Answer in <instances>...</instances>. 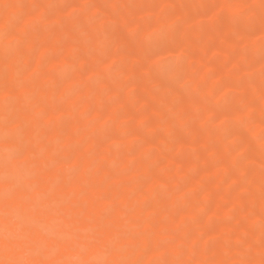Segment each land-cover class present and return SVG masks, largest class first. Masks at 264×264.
<instances>
[{"label":"rangeland","instance_id":"1","mask_svg":"<svg viewBox=\"0 0 264 264\" xmlns=\"http://www.w3.org/2000/svg\"><path fill=\"white\" fill-rule=\"evenodd\" d=\"M6 1L0 0V20L5 19L9 23L0 25L2 28H0V39L2 38L5 44H10L0 57V102L10 92L11 97L8 93L10 98L7 102L11 103L12 98L14 104L11 103L13 109H9L10 111L7 112L9 114L6 113L0 119L5 123H0L2 125L0 132L5 130L2 133L7 131V135L12 134L17 125L22 129L23 120H26L27 114L33 108L38 107L39 111L45 108L40 115L37 114V118L34 119L36 122L33 121L35 124L33 122L25 124L23 131H26L28 137L18 138L22 150L26 147L25 153L33 141V137H29L33 133L37 134V138L40 137L38 134L42 135L41 146L38 144L41 138L35 144L43 148L48 146L46 149H40L36 145L35 148L39 151L43 150L41 154L37 152L40 157L32 154L28 159L25 156L27 153H23V156L22 150H19L21 155L17 151L18 154L11 156L6 164L13 165V160L20 162L21 169L18 173L27 172L25 169L22 171L24 164L32 166L36 174L38 169L40 170L38 172L40 175L34 176L38 183H34L36 186L22 184L18 188L28 195L29 199L35 197L36 192L32 189L34 187L38 189L39 185L44 183L47 174L45 171L47 166L42 165V168L41 161L45 160L44 162L48 163L51 160L55 167L52 165L53 171L51 168L47 171L54 173L58 168L62 178L66 171L64 169L62 173L63 168H67L66 174L74 172L70 173L72 176L69 177L65 174L69 180L67 183L69 194L71 191L70 198L68 196L65 198L66 193H64V198L59 199L62 201L68 198L66 200L68 203L64 201L65 206L75 200V203L79 201L78 204H72L76 206L83 200L81 205H86L88 208L91 199L86 197L89 194L92 198L95 196L96 202L113 197V203L109 200L111 202L109 205L112 204L115 208L107 204L110 210L105 212L103 208L107 209V207L100 206L101 210H104L103 216L106 214L100 227L109 229L115 225L113 221L116 219V226L117 222L124 223L123 227L120 224L118 227L125 233L131 231V223L128 220L140 205L137 202L138 194L147 189L149 193L147 201L144 202L146 204L143 203L145 221L142 229L146 228L145 236L148 240L145 245H139L134 251L133 256L137 260L146 263L148 256H145V247L148 250L152 241L154 239L157 241L159 229L163 228L165 231L158 236V243L165 251L161 250L159 253H164L160 254V257H153L150 264H187L192 260L190 258H197L194 264H252L258 257L261 260L258 264H264V0H21L20 8L18 5H16L18 8H15L13 0L10 2L8 0V4ZM33 2L35 6L45 3L44 8L40 10L37 6V8L33 6L34 9H30ZM29 16L32 17L31 21L27 19L30 18ZM158 19L160 23L162 22L160 26L155 25V20ZM24 21L27 23L24 24ZM137 28L140 31H137ZM47 33L52 34L50 39L55 42L49 39L47 48L44 47L45 50L43 48V53L46 49H50V52L47 51V56L43 55L44 59L46 57L43 64L40 63L43 58L37 63L35 60L43 51L39 48L38 41L41 42L42 36ZM60 33L66 34L65 37L59 35ZM73 33L80 34L79 38L76 36L74 39L79 40L74 42L71 39V48H66L67 41H70L68 38H71ZM87 35L90 38H87L88 40L85 38ZM35 38L37 41L34 42ZM96 41L100 44L102 42L104 46H98L99 43L96 45ZM74 44L77 47L74 48ZM90 45L94 51L96 47L101 48L97 49V53L90 48ZM34 53L37 56L35 55L33 59ZM31 59L34 61L32 62ZM19 63L21 67H27L28 64V67L32 68L27 69L29 71L25 70L22 75L17 73L19 71L15 74L13 69L16 66L18 68ZM86 64L89 66L86 67ZM38 65H41V68ZM58 68L61 72H65L63 73L65 76L60 74V82L56 79L58 84L49 83L50 74H54L53 71ZM201 73L206 80H201ZM43 83L46 92L43 91ZM51 84L53 86H50ZM34 88L37 90H33L35 98L32 93ZM67 89L73 94L70 95ZM25 90L32 93L33 99L26 98L29 93ZM44 93L46 96L42 97ZM250 95L253 96V100L247 105ZM93 97L95 99H92ZM43 98L46 100L43 101L45 105L42 106L40 103ZM35 99L37 101L39 99L38 103H40L34 104L32 109L29 108L31 106L29 102L32 103L33 100L36 102ZM65 109L68 114L63 113ZM93 114L100 119L98 118V125L96 123L92 128L88 127L89 130L91 129L90 132L83 128V119H90ZM161 116L166 121L159 122ZM21 117L22 122H20ZM61 120L63 124H60ZM63 125L66 126L65 129ZM74 127L79 132L78 135L72 131L70 134L69 130ZM57 131L61 137L60 135L55 137L53 133ZM162 133L165 134V138H162L164 144L158 142L154 144ZM26 138L31 140L27 139L24 142ZM50 141L53 144L57 143V146L61 145L64 150L59 146L53 149ZM65 144L68 146L66 147ZM50 148L52 154L51 151L49 152ZM34 150L33 153L36 152ZM79 152L81 154L83 152V157L76 155L80 154ZM119 152V155L125 157L124 164L123 160L122 163L117 161L118 167L113 163L115 167L111 168L115 170L112 171L105 165L112 156L119 157L117 155ZM87 154L91 160L93 159V163ZM78 156L85 158H80L81 160L78 161ZM35 160L40 163H34ZM82 160L87 164L91 163L90 165L96 164L90 167L91 181L85 183L90 191H86L84 186L83 195L77 197L73 180L85 164ZM75 164L80 168L74 167ZM44 172L46 174L43 175ZM22 173L19 175L22 176ZM99 178L101 181H98ZM130 180L132 181L129 183ZM92 181L97 185L95 186ZM99 184L102 187H98ZM24 185L29 187L28 191L23 187ZM212 187L216 191L213 192ZM101 195H106V198L100 197ZM170 199L172 201L176 199V207H178L174 208L176 211H169L166 207L161 211V205L163 204V207L169 205ZM50 209L47 210L51 214ZM258 210H262L263 215L257 218L254 214ZM32 211V208H26V213ZM189 211H192V216L185 218V214ZM223 211L227 215L226 218V215L224 217L221 215ZM181 220H184V223ZM50 223L42 225L44 232L41 230L39 232L52 235ZM175 223L185 226V231H175L177 226ZM59 224L62 222L60 221ZM39 227L41 229V224ZM19 232L18 230L15 233ZM81 241L66 245L65 250L72 249V253H75L74 250L81 251L82 245L88 240L84 238ZM122 244L125 243L115 246L117 249L108 246L107 252L111 254L116 250L126 255V244L121 246ZM172 247L175 248L174 251H170ZM24 257L26 260L30 259V252L26 251ZM69 260L74 262L72 258Z\"/></svg>","mask_w":264,"mask_h":264},{"label":"bare ground","instance_id":"2","mask_svg":"<svg viewBox=\"0 0 264 264\" xmlns=\"http://www.w3.org/2000/svg\"><path fill=\"white\" fill-rule=\"evenodd\" d=\"M6 0H4V2H5ZM8 1V0H7ZM7 1H6V4H8L7 3ZM32 1H34V0H32ZM3 2V3H4ZM8 2H10V0L8 1ZM13 3H14V5H15V8H20L21 6H19V4H21V0H13ZM23 3V2H22ZM27 3V2H26ZM258 3V2H257ZM5 4V3H4ZM44 4L45 3H41L40 5H38L37 6V4H36V6L38 7V8H40V10H41V8H44ZM16 5H18V7L16 6ZM22 5V4H21ZM25 5H28V4H25ZM24 5V7L26 8V6ZM239 5V4H238ZM31 7H30V9L31 8H33L34 9V7H36L35 5H34V2H33V4L32 5H30ZM34 6V7H33ZM36 7V8H37ZM12 8H14V7H12ZM35 8V9H36ZM30 17V16H29ZM27 19H28V21L30 20L31 21V19H32V17H30V18H28L27 17ZM35 19V18H34ZM33 19V20H34ZM8 20H5V19H1L0 20V25L1 24H3V23H5V25H7L8 23H9V21L7 22ZM148 21V20H147ZM151 21V20H150ZM26 21H24V24H26L25 23ZM56 22V21H55ZM162 23V22H161ZM160 22H159V19L158 20H155V25L156 26H160V24H161ZM89 25V24H88ZM171 25V24H170ZM155 26V27H156ZM138 27V26H137ZM140 27V26H139ZM150 27V26H149ZM166 27V26H165ZM1 28V27H0ZM96 28V27H95ZM136 28V27H135ZM2 29V28H1ZM84 29V28H83ZM82 29V30H83ZM147 29H149L148 27H147ZM159 29H160V27H159ZM55 30V29H54ZM65 30V29H64ZM67 30V29H66ZM137 31H140L138 28L136 29ZM135 29H134V31H136ZM69 31V30H68ZM78 31V30H77ZM84 31H85V29H84ZM95 31H98V30H96L95 29ZM50 32H51V30H50ZM55 31H53V33H54ZM80 32V31H79ZM86 32V31H85ZM84 32V33H85ZM44 33V32H43ZM67 33V32H66ZM81 33V32H80ZM87 33V32H86ZM58 34V33H57ZM72 34V33H71ZM56 35V34H55ZM59 35H61V33L59 34ZM64 35H66V34H64V33H62V37L64 38L65 36ZM78 35H80L79 33L77 34H75V33H73V36H71V38H68V40L70 39V41H67V44H66V48H71V39L72 40H74L75 39V37L77 36L78 38H79V36ZM91 36V35H90ZM43 37V39L41 40V42H39L38 41V43H40V47H39V44L38 43H36V44H38V47L39 48H41L42 50H43V48L44 47H46V45H47V43L49 42V39H50V37H52V34L51 33H47V34H45L44 36H42ZM61 37V38H62ZM89 36L87 35V37H85L86 39L88 38ZM38 38H41V37H38ZM57 38V37H56ZM60 38V39H61ZM67 38V37H66ZM81 38V37H80ZM83 38V37H82ZM92 38V37H91ZM36 39V38H35ZM34 39V42L35 41H37V39L35 40ZM88 39H90V38H88ZM87 39V40H88ZM100 39V41H102L101 40V38H99ZM99 39H97V40H99ZM51 40V39H50ZM57 40V39H56ZM77 41L79 40V39H76ZM76 40H74V42L76 41ZM53 40H51V42H52ZM90 41V40H89ZM33 42V43H34ZM53 42H55V41H53ZM103 42V41H102ZM102 42H101V44H100V42H97L96 41V45H97V43H99L98 44V46L100 45H102ZM7 43V42H6ZM84 43H85V40H84ZM86 43H88L87 41H86ZM93 43V42H92ZM92 43H90V44H92ZM8 44H10V43H7V44H5L3 41H2V38L0 39V57H1V55L5 52V49H7L8 48ZM35 44V45H36ZM55 46V45H54ZM88 46V45H87ZM104 45H102V47H103ZM219 46V45H218ZM56 47V46H55ZM64 48H65V46H63ZM75 47H77V46H75V44H74V48ZM183 47V46H182ZM205 47V46H204ZM209 47V46H208ZM47 48V47H46ZM49 48V47H48ZM73 48V47H72ZM74 48H73V50H74ZM90 48H91V45H90ZM101 48V47H100ZM99 48V49H100ZM218 48V47H217ZM255 48H256V45H255ZM92 49V48H91ZM90 49V50H91ZM95 49V48H94ZM98 47H96V49H95V51H97V53H98ZM44 50H45V48H44ZM44 50L43 51H41V53H40V51H39V53H40V55L38 56V58H36V60H35V62H37L38 63V61L40 60V59H44V57H43V55H45V56H47V54H48V52H50L49 50L50 49H46V54L45 53H43L44 52ZM67 50V49H66ZM89 50V49H88ZM87 50V51H88ZM93 50V49H92ZM209 50V49H208ZM217 50V49H216ZM219 50V49H218ZM70 51H71V49H70ZM94 51V50H93ZM94 51V52H95ZM193 51V50H192ZM64 52V51H63ZM62 52V53H63ZM71 52H73V51H71ZM206 52V51H205ZM208 52V51H207ZM68 53V52H67ZM69 54H71L70 52H69ZM96 54V53H95ZM194 54V53H193ZM36 54L34 53V54H32V57H33V59L37 56H35ZM61 55H63V54H61ZM66 55V54H65ZM143 55V54H142ZM194 56V55H193ZM88 57V56H87ZM91 57V56H90ZM64 58V57H63ZM66 58V57H65ZM67 58H69L68 56H67ZM33 59H31L32 60V62L34 61ZM38 59V60H37ZM45 59H46V57H45ZM45 59L44 60H42L40 63L41 64H43L42 62L43 61H45ZM86 59V58H85ZM18 62H19V60H17ZM15 62H16V59H15ZM58 62V61H57ZM29 63V62H28ZM65 63V62H64ZM96 63V62H95ZM193 62H191V64H192ZM27 64V63H26ZM30 65L32 64V63H29ZM56 64V63H55ZM94 64V63H93ZM97 64V63H96ZM106 64L107 63H105V66H106ZM14 65V63L12 64V66ZM19 65H21L20 63L18 64V66ZM22 65L23 66H25V64H23L22 63ZM33 65V64H32ZM52 65V64H51ZM65 65V64H64ZM87 65L88 64H86V67H87ZM95 65V64H94ZM103 65V64H102ZM40 66V68H41V65H38V67ZM63 66V65H62ZM89 66V65H88ZM11 67V66H10ZM21 66H19L18 68H17V66L13 69L14 70V73L16 74V71H19V72H17V73H19V74H24V72H25V70H27V69H30V68H32L31 66H29L28 67V64H27V67L25 66V67H21ZM51 67V66H50ZM52 67H54V66H52ZM55 67H56V65H55ZM17 68V69H16ZM20 68V69H19ZM36 68V67H35ZM61 68V67H60ZM60 68H58L56 71H53V73L54 74H50V76H49V83H52V82H54V85H55V83H57L58 84V81H56V79L58 80L59 79V82H60V74H62L63 76H65V74H63V73H65L64 71H60L59 69ZM85 68V67H84ZM12 69V68H11ZM54 69V68H53ZM107 69H108V67H107ZM107 69L105 70V71H107ZM41 70V69H40ZM39 70V71H40ZM62 70V69H61ZM87 69H85V71H86ZM27 71H29V70H27ZM35 71H37V70H35ZM49 71V70H48ZM84 71V72H85ZM94 71V70H93ZM141 71V70H140ZM221 71V70H220ZM0 74H1V72H0ZM6 74V72H4V76H6L5 75ZM11 74V73H10ZM15 74H13V75H15ZM87 74V73H86ZM3 75V74H2ZM61 75V76H62ZM62 76V77H63ZM203 74L201 73V75H200V78H201V80H203V79H205V78H203ZM61 77V78H62ZM48 80V79H47ZM206 80V79H205ZM56 81V82H55ZM142 81V80H141ZM33 82V81H32ZM37 83V82H36ZM48 83V84H49ZM82 83V82H81ZM53 84V83H52ZM50 85V86H53V85ZM206 84V83H205ZM29 85V84H28ZM34 85V84H33ZM145 85V84H144ZM35 86H37V85H35ZM39 86V85H38ZM43 91H44V89H45V86H44V83H43ZM31 87V86H30ZM72 87V86H71ZM107 87V86H106ZM12 88V87H11ZM35 88H37V87H35ZM35 88L34 89H32V91L34 90V91H37V90H35ZM102 88V87H101ZM133 88V87H132ZM8 89V88H7ZM23 89V88H22ZM71 89V88H70ZM104 89V88H103ZM105 89H107V88H105ZM112 89V88H111ZM128 89V88H127ZM4 90V89H3ZM11 90V89H10ZM20 90V89H19ZM31 90V89H30ZM68 90V89H67ZM73 89H71V91H72ZM108 90V89H107ZM204 90V89H203ZM6 91V90H5ZM12 91H14V90H12ZM16 91H17V88H16ZM23 91V90H22ZM26 91V90H25ZM34 91L32 92L33 94H34ZM80 91V90H79ZM82 91V90H81ZM86 91V90H85ZM89 91V90H88ZM30 91H26V93H29ZM44 92H46V90L44 91ZM68 93H70V95H71V93L73 92H70V90H68L67 91ZM93 92V91H92ZM251 92H252V90H251ZM6 93V92H5ZM9 93V95H10V97H11V94H10V92H8ZM8 93H7V98L5 97V99L4 100H2L1 99V102H0V119L3 117V116H5L6 115V113L8 112V111H10L9 109L11 108V103H13L14 104V102H12L13 101V99L11 98V103L10 102H7V101H9V100H7L8 98H10L9 97V95H8ZM18 94H19V92H17ZM16 93V95H18ZM32 93H29L28 95L30 96H28L27 95V97L26 98H31V94ZM89 93V92H88ZM13 94H15V93H13ZM41 94V93H40ZM73 94V93H72ZM86 94V93H85ZM131 94V93H130ZM212 94V93H211ZM4 94H2V96H3ZM20 95V94H19ZM18 95V96H19ZM70 95H68V96H70ZM21 96V95H20ZM24 96V95H23ZM22 96V97H23ZM46 95H45V93H44V95L42 94V97H45ZM82 96H83V93H82ZM91 96V95H90ZM15 97V96H14ZM33 97L35 98V94L33 95ZM253 96L252 95H250L249 96V98H248V100H247V105H250L251 103H252V100H253V98H252ZM15 99V98H14ZM31 99H33V98H31ZM92 99H95L94 97L92 98ZM91 99V100H92ZM97 99V98H96ZM204 99V98H203ZM27 99H25V101H26ZM36 100V102L33 100V104L32 103H30L29 102V105H31L29 108H31L32 109V106H34V104H39L38 103V101H39V99H38V101H37V99H35ZM44 100H46V99H42V103H40V104H42V106L43 105H45L44 104ZM29 101V100H28ZM70 101V100H69ZM35 102V103H34ZM203 102H205L204 100H203ZM27 103V102H26ZM46 103V102H45ZM188 103V102H187ZM189 103H191V102H189ZM192 103H194V102H192ZM191 103V104H192ZM36 104V105H37ZM195 104V103H194ZM208 104V103H207ZM188 105V104H187ZM207 106V105H206ZM205 106V107H206ZM67 107V106H66ZM11 109H13V108H11ZM44 109L45 108H43V109H41L40 111H39V108L38 107H35V108H33V110H31V112L30 113H28L27 115V117H26V120L24 119L23 120V122H22V117L20 118V122H22V124H21V128L22 129H20L19 127L20 126H18L17 124V127H18V129H17V127H16V129L17 130H19L18 132H17V130L16 129H13V128H11V131H12V129L14 130L13 131V133L15 132H17L16 134L14 133H10V134H6V132L5 133H2V132H4V131H2V132H0V135H2V137L0 138V264H29V263H31V264H67V263H70V264H150L151 263V261L153 260V257L154 258H157V257H160V254H162V253H164V252H161V253H159L161 250L162 251H165L160 245H159V243H158V236H160V235H162V232H164L165 231V229H163V228H160L159 230V233H158V235H157V241L154 239L153 241L151 240V238H150V240L152 241V245H151V247H148L149 249L147 250V247H145V249H146V252H145V256H148L147 257V260H146V263L144 262V261H140V260H137L133 255L135 254V252L134 251H136V249H137V247L139 246V245H145V243H146V241L148 240H146V236H145V234H146V228H143L142 229V227H143V225H144V207H143V203L144 202H146L147 201V199L146 198H148L147 197V195H148V190L146 189V188H144V192L143 191H141V193H139L138 194V192H137V194H138V201L137 202H139V206L137 207V205H135L136 207H137V209H136V211H134V213L132 214V216H131V219L130 220H128V221H130V223H131V231L129 232V233H125L123 230H121L118 226H119V222H117V226H116V219H115V221H113L114 223H115V225L114 226H112L111 228H109V229H107V228H105V229H102L100 226H101V223H102V219L104 218V216L106 215V214H104V216H103V211L105 210V212H107V210H110V209H108L111 205H109L111 202V200H112V198L110 197H108V198H106L105 196L107 195V192H106V195L105 196H103V195H101L100 197H102L103 196V198H106V199H108V201H106V199H101V201L103 202H101V201H98V202H96L95 201V199H94V197L92 198V197H90L89 195H87V197H86V199H91L90 200V202H89V207L87 208V206L86 205H81V203H82V201H81V203L79 204V205H76V206H73L74 205V203H75V201L73 202L72 201V204H70V205H68V206H65L66 204L64 203V201L66 202V203H68L66 200H68V198L66 199V200H62V201H60L62 198H66V196H68L69 197V195L71 194V191H70V194H69V192H68V187H67V183L69 182V180H68V178L66 177V176H72L71 174L72 173H74L73 171H72V173L71 172H69L68 174H66L67 172V168L65 167V168H63V171H62V173L64 172V169L66 170L65 172H64V176H65V174H66V176L64 177L63 176V178L60 176V173L58 172V168L57 169H55L56 171H54V173L53 172H51V171H47L48 169L50 170V168L52 169L53 167H52V163L50 162L51 160H49L48 161V159L49 158H47V161H48V163H45L46 161L45 160H42L41 161V167H42V165H43V167H45V166H47V169L45 170V168L43 169V171L45 170L46 172H47V174H46V172H44L43 173V175L44 174H46L45 175V177H44V183L43 184H41V186L39 185V188L38 189H34V188H36V187H34V186H36L34 183H36V184H38L37 182H36V176L38 175V172L40 171L39 169H38V172H37V174H36V170L35 171H33L32 170V166H30V165H21L22 166V171H24V169H25V171H27V172H25L24 174L22 173V176H20L19 174H21V173H18V171L21 169L20 168V162L19 163H17L16 161H12V163H13V165L12 164H10V165H8V164H6L7 162H9V159H11V156H13L15 153H17V151H18V153H20V151L19 150H22V147L20 146V139L18 138V137H21V136H27L28 137V134L26 135V131L24 132L23 130L25 129V127L24 126H26L25 124H28V123H30V122H33L34 121V119L35 118H37L36 116H37V114L38 115H40V112L42 113V111H44ZM61 109H62V107H61ZM66 109H68V108H66ZM65 109V111H63V113L65 114V112L67 113V110ZM74 109V108H73ZM88 109V108H87ZM30 110V109H29ZM111 110H113V109H111ZM110 110V111H111ZM114 110H115V108H114ZM204 110V109H203ZM68 111H70L69 109H68ZM71 111H73V110H71ZM115 111H117V109L115 110ZM119 111V110H118ZM29 112V111H28ZM62 112V111H61ZM83 112V111H82ZM88 113V112H87ZM87 113H86V115H87ZM116 113V112H115ZM7 114H9V113H7ZM68 114V113H67ZM66 114V115H67ZM71 114V113H70ZM69 114V115H70ZM85 114V113H84ZM84 114L82 115V116H84ZM110 114V113H109ZM158 114V113H157ZM23 115V114H22ZM85 115V116H86ZM102 115V114H101ZM100 115V116H101ZM118 115V114H117ZM140 115V114H139ZM229 115V114H228ZM52 116V115H51ZM62 116V115H61ZM65 116V115H64ZM68 116V115H67ZM71 116V115H70ZM103 116V115H102ZM225 116H227V115H225ZM72 117V116H71ZM91 118L90 119H83L84 120V127L83 128H85V129H88V127H91L92 128V126L94 125V124H96L97 123V121L100 119V117H98L97 118V115H94L93 114V116L91 115L90 116ZM163 116H161V117H159V119H158V121L159 122H161V121H166L164 118H162ZM222 117V116H221ZM6 118H8V117H6ZM59 118H60V115H59ZM70 118V117H69ZM102 118V117H101ZM107 118V117H106ZM155 118V117H154ZM18 120V119H17ZM16 120V121H17ZM59 120V119H58ZM65 120V119H64ZM103 120H105V119H103ZM229 120V119H228ZM62 121L63 120H61L59 123L60 124H63L62 123ZM68 121V120H67ZM80 121V120H79ZM202 121H204V120H202ZM209 121V120H208ZM207 121V122H208ZM34 122H36V121H34ZM33 122V123H34ZM71 122H74V121H71ZM78 122V121H77ZM82 122V121H81ZM189 122V121H188ZM0 123H4L3 121L1 122L0 121ZM9 123V122H8ZM8 123H6V124H8ZM103 122L101 121V123L100 124H102ZM5 124V123H4ZM13 124V123H12ZM24 124V125H23ZM35 124V123H34ZM76 124V123H75ZM189 124V123H188ZM71 125V124H70ZM97 125H98V123H97ZM155 125V124H154ZM206 125V124H205ZM204 125V126H205ZM1 127H2V125H0ZM6 127L8 126V125H5ZM13 126H15V125H13ZM33 126V125H32ZM72 126V125H71ZM188 126V125H187ZM202 126H203V124H202ZM24 127V128H23ZM64 129H65V127H64V125L62 126ZM76 127H77V125H76ZM81 127V128H82ZM96 127V126H95ZM94 127V128H95ZM15 128V127H14ZM54 128V127H53ZM61 129V128H60ZM73 129H74V131H73ZM76 128L74 127V128H71V130H69V129H67V130H69L70 131V134H72L71 133V131L74 133L75 132V134H77L78 135V131H77V129L75 130ZM80 129V126L78 127V130ZM206 129V128H205ZM56 130H58L57 129V126H56ZM89 130V129H88ZM87 130V131H88ZM91 130V129H90ZM89 130V131H90ZM93 130V129H92ZM1 131V130H0ZM28 132V131H27ZM32 132V131H31ZM58 132L59 131H57V132H54L53 134L55 135V137L58 135H60V134H58ZM81 132H82V129H81ZM80 132V133H81ZM91 132V131H90ZM93 132V131H92ZM94 132H95V130H94ZM163 132V131H162ZM39 133V132H38ZM166 133V132H165ZM32 134V133H31ZM34 134V135H33ZM32 135H30L29 137H33L32 139H33V141H32V143H31V145L30 146H28V148H27V151H26V153L28 154H26L25 153V149H26V147H24V150H22L21 152H22V154L24 153V154H26L25 156H27V158L29 159L30 158V156L32 157V154L33 155H35V156H41V155H39V154H41V153H43V150H41V151H39L37 148H35V147H37L38 146V148H40V149H46V148H43V147H39V145H37V144H35V143H37L36 141H38L41 137H42V135L41 134H38L40 137L39 138H37L38 136H37V134L36 133H33ZM36 134V135H35ZM45 133H43V135H44ZM164 133H162L160 136H159V138H157V140H155V142H154V144L156 143L157 144V142L158 143H163L164 144V141H163V139L165 138V134L163 135ZM82 135V134H81ZM202 135H204V134H202ZM207 135V134H206ZM210 135V134H209ZM212 135V134H211ZM35 136V137H34ZM57 136V137H58ZM83 136H85V135H83ZM91 136V135H90ZM177 136V135H176ZM60 137H61V135H60ZM157 137V136H156ZM201 137V136H200ZM35 138H37V140L35 139ZM52 138V137H51ZM70 138V137H69ZM118 139H119V137H117ZM163 138V139H162ZM176 138V137H175ZM204 138V137H203ZM23 139V138H22ZM27 139H30L31 140V138H26V140L24 141V142H26L27 141ZM64 139V138H63ZM71 139V138H70ZM87 139V138H86ZM85 139V140H86ZM92 139V138H91ZM115 139V138H114ZM117 139V140H118ZM29 140V141H30ZM82 140V139H81ZM85 140H84V142H85ZM95 140V139H94ZM116 140V139H115ZM198 140V139H197ZM207 140V139H206ZM206 140H204V141H206ZM40 141V142H39ZM38 141V144H40L41 143V141H42V138L40 139ZM59 142H60V140H58ZM74 141V140H73ZM121 141V140H120ZM126 141V140H125ZM129 141V140H128ZM141 141V140H140ZM31 142V141H30ZM29 142V143H30ZM51 142V141H50ZM63 142V141H62ZM84 142H82V143H84ZM118 142V141H117ZM116 142V143H117ZM245 142L247 143V141L245 140ZM52 143V148L53 149H56V148H58V146L56 145L57 143H54L53 144V142H51ZM68 143H69V141H68ZM67 143V144H68ZM115 143V144H116ZM122 143V142H121ZM142 143V142H141ZM147 143V142H146ZM211 143V142H210ZM26 144H28V143H26ZM35 144V146H33ZM59 144V143H58ZM63 144V143H62ZM67 144H65V146L67 147L68 145ZM114 144V145H115ZM120 144V143H119ZM137 144L138 143H136V146H137ZM37 145V146H36ZM93 145H94V143H93ZM93 145H91L92 147H93ZM107 145V144H106ZM130 145V144H129ZM153 145V144H152ZM186 145V144H185ZM40 146H41V144H40ZM64 146V147H65ZM89 146V145H88ZM134 146H135V144H134ZM133 146V147H134ZM145 146V145H144ZM143 146V147H144ZM180 146V145H179ZM189 146V145H188ZM191 146V145H190ZM45 147V146H44ZM59 147H62L61 145L59 146ZM65 147V148H66ZM108 147V146H107ZM127 147V146H126ZM129 147V146H128ZM132 147V149H135V148H133ZM33 148H35V150L33 149ZM63 148V147H62ZM81 148V147H80ZM83 148H84V146H83ZM104 148V147H103ZM118 148H120L119 146H118ZM18 149V150H17ZM61 149V148H60ZM69 149V148H68ZM82 149V148H81ZM85 149V148H84ZM145 149V148H144ZM168 149V148H167ZM33 150L34 151H36V152H34L33 153ZM38 150V151H37ZM63 150H64V148H63ZM79 150V149H78ZM88 150V149H87ZM100 150V149H99ZM98 150V151H99ZM106 149H104V151H105ZM127 150H128V148H127ZM142 150V149H141ZM140 150V151H141ZM24 151V152H23ZM51 151V148H50V150H49V152ZM82 151H84V150H82ZM86 151V150H85ZM91 151V150H90ZM90 151H87V152H89L90 153ZM107 151V150H106ZM115 152H116V150H114ZM135 151V150H134ZM39 154H38V153ZM41 152V153H40ZM72 152H74V151H72ZM75 152H76V150H75ZM74 152V153H75ZM121 152V151H120ZM120 152L119 153H117V155L119 156V157H116V156H110L111 158L107 161V164L105 165V166H107L108 167V169H110L112 166V168H114L115 167V165H117V161H119V163H120V161L121 160H123V164H124V160H125V157H123L122 155H119L120 154ZM143 152V151H142ZM228 152V151H227ZM17 153V154H18ZM36 153V154H35ZM51 154H52V151L50 152ZM80 154H76V155H81L82 157H83V152H82V154H81V152H79ZM102 153V152H101ZM108 153V152H107ZM126 153V152H125ZM141 153V152H140ZM222 153V152H221ZM16 154V155H17ZM24 154H23V156H24ZM20 155H21V153H20ZM71 155H73V154H71ZM84 155H85V153H84ZM103 155V154H102ZM106 155V154H105ZM112 155V154H111ZM116 155V154H115ZM19 156V155H18ZM37 156V157H38ZM81 156H78V161L79 160H81V159H84V158H82ZM87 156H88V154H87ZM87 156H86V158H87ZM125 156V155H124ZM224 156H226V154L224 155ZM43 157V156H42ZM44 157H45V155H44ZM89 157V156H88ZM127 157V156H126ZM74 158H76V157H74ZM81 158V159H80ZM90 158V157H89ZM123 158V159H122ZM132 158V157H131ZM223 158V157H222ZM108 159V158H107ZM119 159V160H118ZM199 159V158H198ZM38 160H40L39 158H38ZM76 160V159H75ZM90 160H91V158H90ZM89 160V161H90ZM93 160V159H92ZM92 160H91V162H92ZM105 160V159H104ZM127 160V159H126ZM219 160V159H218ZM11 161V160H10ZM36 161V160H35ZM45 161V162H44ZM83 161V163H85V161H87V159L84 161V160H82ZM130 161V160H129ZM18 164H16V163ZM56 162H57V160H56ZM66 162H68V160H66ZM95 162V161H94ZM131 162V161H130ZM34 163H40V162H38V161H36V162H34ZM93 163V162H92ZM100 163V162H99ZM113 163H115V165L113 164ZM121 163H122V161H121ZM132 164H133V162H131ZM184 163V162H183ZM17 166H16V165ZM33 164V163H32ZM45 164V165H44ZM64 164V163H63ZM81 164V162H79V166H81L80 165ZM91 164V163H90ZM90 164H87V163H85L84 165H82V168L80 169V171H79V174H78V176L76 177V178H74V180H73V186L75 187V193H77V195H75V196H77V197H79V196H82L83 194H82V191H83V188H84V186H86L84 189L87 191V190H89L88 188H87V184H85L88 180H90L91 181V179H89V178H91V177H89V175H91V174H89V172H90V167H94V165L96 164H92V165H90ZM102 164V163H101ZM103 164H105V162L103 163ZM103 164H102V166H103ZM144 164V163H143ZM39 165V164H38ZM61 165V164H60ZM134 165V164H133ZM177 165V164H176ZM54 166V165H53ZM79 166H76V164H75V166L74 167H77L78 169L80 168ZM99 167H100V165H98ZM145 166H146V164H145ZM27 167H29V168H27ZM42 167V168H43ZM55 167V166H54ZM110 167V168H109ZM117 167H118V165H117ZM180 167V166H179ZM225 167V166H224ZM102 168V167H101ZM111 168V169H112ZM120 168V167H119ZM143 168V167H142ZM27 169V170H26ZM33 169H34V167H33ZM54 169V168H53ZM53 169H52V171H53ZM62 169V168H61ZM75 170H76V168H74ZM110 169V170H111ZM123 169V168H122ZM147 169V168H146ZM182 169H183V167H182ZM211 169V168H210ZM102 170H104V168L102 169ZM115 170V169H114ZM113 169H112V171H114ZM117 170V169H116ZM180 170V169H179ZM178 170V171H179ZM199 170V169H198ZM77 171V170H76ZM118 171H119V169H118ZM123 171V170H122ZM136 171V170H135ZM96 172V171H95ZM116 172V171H115ZM137 172V171H136ZM180 172V171H179ZM59 174V175H57V174ZM62 173H61V175H62ZM71 173V174H70ZM97 173V172H96ZM100 173V172H99ZM117 173V172H116ZM42 174V173H41ZM70 174V175H69ZM104 174V173H103ZM122 174V173H121ZM148 174V173H147ZM231 174V173H230ZM36 175V176H35ZM40 175V174H39ZM38 175V176H39ZM42 175V176H43ZM139 175H140V173H139ZM35 176V177H34ZM37 176V177H38ZM97 176V175H96ZM137 176V175H136ZM180 176V175H179ZM186 176V175H185ZM20 177V178H19ZM41 177V176H40ZM107 177V176H106ZM117 177V176H116ZM122 177V176H121ZM71 178V177H70ZM92 178H94V177H92ZM128 178L130 179V177L128 176ZM127 178V179H128ZM138 178V177H137ZM42 179V178H41ZM40 179V180H41ZM67 179V180H66ZM133 179H135V178H133ZM94 180V179H93ZM105 180V179H104ZM117 180V179H116ZM118 180H119V178H118ZM121 180H123V179H121ZM125 180V179H124ZM136 180H138V179H136ZM233 180V179H232ZM98 181H101L100 180V178H99V180ZM109 181V180H108ZM111 181V180H110ZM132 180H130L129 181V183L131 182ZM134 181V180H133ZM39 182V181H38ZM117 182V181H116ZM121 182V181H120ZM128 181H126V183H127ZM156 182H157V180H156ZM92 183H94L93 181H92ZM100 183H102V182H100ZM106 183V182H105ZM104 183V184H105ZM108 183V182H107ZM175 183V182H174ZM22 184H34V188L32 189V186L30 187L32 190H35V197L34 196H32L30 199L27 197L28 195H26V194H24L21 190H20V188H18V186L19 185H21L22 186ZM70 184V183H69ZM95 184V183H94ZM103 184V183H102ZM111 184V183H110ZM118 185H119V183H117ZM121 184H122V182H121ZM120 184V185H121ZM97 184H95V186H96ZM109 185V184H108ZM126 185V184H125ZM92 186V185H91ZM100 186V184L98 185V187ZM105 186V185H104ZM123 186V185H122ZM139 186V185H138ZM150 186V185H149ZM213 186V185H212ZM17 187V188H16ZM24 188H27V191L29 190V187H26L25 185L23 186ZM38 187V186H37ZM100 187H102V185L100 186ZM112 187V186H111ZM116 187V186H115ZM126 187V186H125ZM257 187V186H256ZM23 188V189H24ZM72 188V187H71ZM71 188H69V189H71ZM87 188V189H86ZM109 188V187H108ZM218 188V187H217ZM72 189H74V188H72ZM94 189V188H93ZM212 190H213V192H214V190L216 191V189H214V187H212L211 188ZM210 189V190H211ZM260 189V188H259ZM37 190V191H36ZM108 190V189H107ZM128 190V189H127ZM135 190V189H134ZM167 190V189H166ZM173 190V189H172ZM262 190V189H261ZM90 191V190H89ZM96 191V190H95ZM102 191H104V190H102ZM260 191V190H259ZM136 192V191H135ZM154 192V191H153ZM208 192V191H207ZM212 191H210V193H213ZM25 193H26V191H25ZM64 193H66L65 194V196L63 197V194ZM74 193V192H73ZM87 193V192H86ZM119 193H121L120 191H119ZM209 193V194H210ZM28 194V193H27ZM99 194H101V193H99ZM98 194V195H99ZM115 194H117V193H115ZM135 194V193H134ZM229 194V193H228ZM73 195V194H72ZM92 195V194H91ZM93 195H94V193H93ZM118 195V194H117ZM124 195V194H123ZM129 195V194H128ZM211 196H212V194H210ZM71 196V195H70ZM90 198H89V197ZM108 196V195H107ZM166 196V195H165ZM175 196V195H174ZM77 197H75L76 199H77ZM115 197H116V195H115ZM114 197V198H115ZM128 197V196H127ZM160 197V196H159ZM70 198V197H69ZM81 198V197H80ZM122 198V197H121ZM60 199V200H59ZM98 199V198H97ZM99 199V200H100ZM132 199V198H131ZM136 199H137V197H136ZM173 199V198H172ZM177 199V198H176ZM176 199H174L175 201H172L171 199H170V204L169 205H165V203L164 202H162V203H164V207H163V204L161 205V211H163V210H165L166 208L169 210V211H171V210H174V208L176 207ZM70 200V199H69ZM78 200H80V199H78ZM110 200V201H109ZM127 200H129L128 198H127ZM88 201V200H87ZM124 201V200H123ZM134 201V200H133ZM167 201V200H166ZM99 202H101V203H99ZM125 202V201H124ZM127 202V201H126ZM149 202V201H148ZM206 202V201H205ZM71 203V202H70ZM78 203H79V201H78ZM77 202L75 203V204H78ZM112 203H113V200H112ZM167 203H168V201H167ZM216 203V202H215ZM53 204V205H52ZM109 205V207H108V205ZM126 204V203H125ZM131 204H133V203H131ZM144 204H146V203H144ZM148 204V203H147ZM161 204V203H160ZM85 206V207H84ZM94 206V207H93ZM96 206V207H95ZM100 206H106L107 207V209L104 207L103 209L104 210H101L102 208L100 207ZM113 206V205H112ZM120 206H122V205H120ZM125 206V205H124ZM128 206H129V204H128ZM217 206V205H216ZM232 206V205H231ZM27 207H30V208H32L33 209V211L32 212H30V213H26V208ZM99 207V208H98ZM119 207V206H118ZM130 207V206H129ZM132 207V206H131ZM166 207V208H165ZM50 209L49 211H51L52 213L50 214L49 212H48V210L47 209ZM99 210H98V209ZM112 208H115V206H113ZM163 208H165V209H163ZM176 208H178V207H176ZM122 209V208H121ZM123 209H125V208H123ZM135 209V208H134ZM180 209V208H179ZM184 209V208H183ZM117 210V209H116ZM156 210V209H155ZM118 211V210H117ZM123 211H125V210H123ZM160 211V212H161ZM176 211V209L173 211V212H175ZM215 211H217V210H215ZM225 211V210H224ZM223 211V214H221L223 217H224V215H226V213ZM254 211H255V209H254ZM219 212V211H218ZM110 213H112V212H110ZM124 213V212H123ZM130 213H131V211H130ZM248 213H250V212H248ZM253 213V212H252ZM108 214V213H107ZM121 214V213H120ZM125 214V213H124ZM182 214V213H181ZM228 214V213H227ZM110 215V214H109ZM218 217H219V215L218 214H216ZM255 217H259L260 215H263V212H262V210H258L257 212H255ZM50 216V217H49ZM111 216V215H110ZM175 216V215H174ZM182 216V215H181ZM192 216V211H189V213L188 214H185V218H189V217H191ZM195 216V215H194ZM116 217H118V216H116ZM227 217V215L225 216V218ZM230 217V216H229ZM112 218V217H111ZM184 218V220H186ZM114 219V218H113ZM119 219V218H118ZM195 219V218H194ZM183 220V221H184ZM248 220V219H247ZM43 221H44V223H43ZM46 221H48V222H46ZM60 221L62 222V224H59L60 223ZM182 221V220H181ZM180 221V222H181ZM182 221V223H184ZM41 222V223H40ZM49 222H51L50 223V225L52 226V228H51V232H53L52 233V235H44V234H42V233H40L39 232V230H41V232H44V231H42V230H44V229H42V225H47V224H49ZM215 222V221H214ZM213 222V223H214ZM43 223V224H42ZM47 223V224H46ZM129 223V224H130ZM212 223V224H213ZM216 223V222H215ZM225 223V222H224ZM39 224H41V229H40V227H39ZM110 224V223H109ZM122 224H124V223H122ZM122 224H120V226H122ZM146 224V223H145ZM176 224V223H175ZM179 224V223H178ZM211 224V225H212ZM227 224V223H226ZM170 225V224H169ZM177 225V224H176ZM214 225V224H213ZM252 225V224H251ZM50 226V227H51ZM116 226V227H115ZM225 226V225H224ZM46 227H48V226H46ZM106 227V226H105ZM115 227V228H114ZM123 227V226H122ZM125 227V226H124ZM130 227V226H129ZM166 227V226H165ZM168 227V226H167ZM185 227V226H184ZM184 227H183V225H177L176 226V228L174 229L175 231H185V229H184ZM170 228H171V226H170ZM50 229V228H49ZM111 229V230H110ZM158 229V228H157ZM163 229V230H162ZM172 229V228H171ZM209 229V228H208ZM215 229V228H214ZM20 231L18 234H16L15 232L16 231ZM110 230V231H109ZM170 230V229H169ZM188 230V229H187ZM205 230V229H204ZM218 230V229H217ZM224 230V229H223ZM47 231V230H46ZM49 232V231H48ZM190 232H191V230H190ZM205 233V232H204ZM157 234V233H156ZM181 234H183V233H181ZM186 235H187V232L185 233ZM203 234V233H202ZM148 235V234H147ZM151 235V234H150ZM258 236V235H257ZM84 238H86L87 240H88V242L86 243V244H84V242H83V244L84 245H82L83 246V248L81 249V251H76V250H74V252L75 253H72V249H69L68 251H66L65 250V248H66V245H69V244H76V243H78V241H81V239H84ZM149 238V237H148ZM257 239H259V238H257ZM82 241H85V240H82ZM81 241V242H82ZM260 241V240H259ZM121 243H125L126 244V255L125 254H121V253H118L116 250H115V252H112L111 254L110 253H108L107 252V248H108V246H110L111 247V249L112 248H116L117 249V247H115V246H118L119 244H121ZM125 244H122L121 246H125ZM182 244V243H181ZM180 245V244H179ZM177 246H178V244H177ZM68 249V248H67ZM174 251L175 250V248L174 247H172V248H170V251ZM26 251H29L30 252V259H28L30 262L28 263V262H26L25 263V261H28V260H26V259H24L25 257H24V255H25V253H26ZM69 251H71V252H69ZM236 251V250H235ZM257 253V252H256ZM260 253V252H259ZM156 255H158V256H156ZM261 255V254H260ZM248 256H250V255H248ZM127 257H129V259L127 258ZM262 257H263V255H262ZM28 258V257H27ZM72 258V260H74V262L72 263L71 262V260H69V259H71ZM161 258H163V257H161ZM259 258V257H258ZM258 258H255L254 260H253V263L252 264H258V262L259 261H261L260 259H258ZM103 259H104V263H103ZM190 259H192V260H190L187 264H191L190 262H193V264L195 263V261L197 262V258H190ZM25 260V261H24ZM252 261V260H251ZM237 262V261H236ZM174 264V263H173ZM217 264V263H216Z\"/></svg>","mask_w":264,"mask_h":264}]
</instances>
